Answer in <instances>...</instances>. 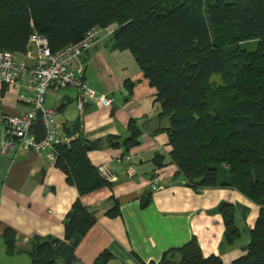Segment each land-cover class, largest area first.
Wrapping results in <instances>:
<instances>
[{"label": "trees", "instance_id": "1", "mask_svg": "<svg viewBox=\"0 0 264 264\" xmlns=\"http://www.w3.org/2000/svg\"><path fill=\"white\" fill-rule=\"evenodd\" d=\"M114 28L113 50H128L157 91L171 160L196 191L229 188L260 206L247 254L233 264H264V0H0V51L24 56L32 34L53 52L80 42L93 28ZM252 43V46L250 44ZM129 137L113 147L128 152L141 130L130 122ZM71 138L56 148L55 166L77 188L79 198L64 221V238H34L30 264H76V249L98 219L81 198L112 187L88 154L100 148L66 128ZM163 157L155 161L159 167ZM107 216H120L119 202ZM143 200L142 206L149 204ZM226 243L240 237L234 205L220 207ZM8 255L15 235L5 234ZM106 252L94 264H106ZM1 264V263H0ZM152 264V263H151ZM160 264H222L206 257L194 239L167 251Z\"/></svg>", "mask_w": 264, "mask_h": 264}, {"label": "crops", "instance_id": "2", "mask_svg": "<svg viewBox=\"0 0 264 264\" xmlns=\"http://www.w3.org/2000/svg\"><path fill=\"white\" fill-rule=\"evenodd\" d=\"M110 39L111 35L104 34L81 62L91 87L114 98L112 108L88 103L80 122L77 89L68 87L46 94V107L57 112L64 131L80 123L83 138L101 143L99 149L88 154L89 160L99 170L109 169L113 177L111 188L81 198L98 221L76 249V264H94L106 252L111 254L106 264H160L167 251L194 239L206 257L219 256L222 264H233L247 254L260 206L234 189L206 188L198 192L188 186L171 160L172 146L164 130L169 122L161 118L156 89L150 86L132 53L113 50ZM32 95L29 80L21 79L5 93L0 118L29 109L26 100ZM130 122L136 123L141 137L139 145L126 152L122 145L113 147L112 143H123L129 137ZM6 133L3 121L0 138ZM157 156L164 158L161 167L156 164ZM154 176L160 178L163 188L152 193L150 180ZM112 197L119 202L120 216L116 218L107 216L113 208ZM78 198L77 188L44 154L30 151L0 155V263L30 264L27 252L34 238L63 239L65 217ZM144 198H150L145 207ZM224 203L234 205L241 233L233 245L226 243L220 212ZM8 231L15 235L16 253L11 256L4 238Z\"/></svg>", "mask_w": 264, "mask_h": 264}, {"label": "built area", "instance_id": "3", "mask_svg": "<svg viewBox=\"0 0 264 264\" xmlns=\"http://www.w3.org/2000/svg\"><path fill=\"white\" fill-rule=\"evenodd\" d=\"M113 31V27L93 28L80 42L69 44L55 52L45 37L35 33L30 37L26 59L7 51H0V116L5 93L21 79L27 78L33 89V95L26 100L29 109L15 116L0 118V123L5 121L7 126L6 135L0 138V155L33 151L44 154L52 164L56 162L57 146L69 143L71 138L57 121V112L46 107V94L50 90L60 91L68 87L77 89L76 104L80 122L84 120L88 103L93 102L103 108H112L114 98L108 94L98 93L85 80V65L81 58L96 46L104 34L112 35ZM29 60L33 63L29 64ZM38 121L42 122L46 132L41 141H37L34 135L35 124ZM100 172L106 180L113 179L109 169L101 168ZM129 173L133 174V169L130 168ZM162 188L160 178L154 176L150 180L151 192L160 191Z\"/></svg>", "mask_w": 264, "mask_h": 264}, {"label": "water", "instance_id": "4", "mask_svg": "<svg viewBox=\"0 0 264 264\" xmlns=\"http://www.w3.org/2000/svg\"><path fill=\"white\" fill-rule=\"evenodd\" d=\"M45 128L41 121L35 124L34 135L37 141H41L45 137Z\"/></svg>", "mask_w": 264, "mask_h": 264}, {"label": "rangeland", "instance_id": "5", "mask_svg": "<svg viewBox=\"0 0 264 264\" xmlns=\"http://www.w3.org/2000/svg\"><path fill=\"white\" fill-rule=\"evenodd\" d=\"M250 46H252V43L250 44ZM21 258H23V257H21ZM18 261H23V259H20V260H18Z\"/></svg>", "mask_w": 264, "mask_h": 264}]
</instances>
